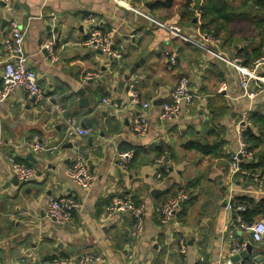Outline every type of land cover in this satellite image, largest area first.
<instances>
[{
  "label": "crops",
  "instance_id": "crops-1",
  "mask_svg": "<svg viewBox=\"0 0 264 264\" xmlns=\"http://www.w3.org/2000/svg\"><path fill=\"white\" fill-rule=\"evenodd\" d=\"M122 1L13 0L9 7L0 5V84L8 61L9 22L16 18L48 97L36 103L18 89L1 107L0 264L60 259L82 264L80 258L87 255L102 257L87 264H227L232 251L229 233L236 227V214L227 208L230 198L252 200L251 207L258 211L252 225L264 220L262 168L248 175L230 171L238 148L236 123L246 112L263 108L264 90L251 100L233 66L154 21L182 25L186 35L199 39L200 5L205 0H191L189 7V0ZM230 1L243 15L256 13L242 9L239 0ZM186 10L194 13L192 23L184 18ZM93 29L111 38L113 48L126 58L123 64L82 44ZM239 29L244 33L217 46L221 53L234 57V46L262 45L252 23L244 19ZM46 41L54 42L53 55L44 47ZM136 64L140 67L126 81ZM90 73L96 76L88 78ZM182 76L189 78L198 97L179 116L163 121L161 105ZM134 81L141 97L153 104L145 136L134 129L139 107L128 96ZM79 89L86 91L85 97ZM72 119L87 130L85 135L67 136ZM34 140L42 144L41 151L29 146ZM198 143L219 145L222 151L206 154L196 148ZM77 147L96 176L89 191L66 174ZM127 150L134 158L122 171L117 153ZM10 158L35 168V176L21 182ZM160 158L169 164L163 177H158ZM179 187L189 200L163 222L159 208ZM50 196H69L79 204L70 221L60 224L49 216ZM123 196L144 206L140 236L129 213L108 216V205ZM241 226L236 227L238 233L253 247L241 264H264V239L253 242L250 225L244 221Z\"/></svg>",
  "mask_w": 264,
  "mask_h": 264
},
{
  "label": "built area",
  "instance_id": "built-area-1",
  "mask_svg": "<svg viewBox=\"0 0 264 264\" xmlns=\"http://www.w3.org/2000/svg\"><path fill=\"white\" fill-rule=\"evenodd\" d=\"M118 4H123L122 0H113ZM13 0H0V5L5 7L11 6ZM130 8V7H129ZM161 27L167 29L171 34L176 37L182 38L188 42L196 44L198 47L206 50L212 55L220 58L224 62L233 66L238 73L239 81L244 89V94L251 100L256 99L264 90V76L260 73V70L264 67V57L256 59L253 67H248L244 64V59L239 56L230 57L221 53L217 46L221 44V39L214 36L210 32H201L198 30L199 39L193 36L186 35L183 28L179 24H172L170 22H159L154 20ZM10 32L9 37L5 41V48L8 54V61L5 63L3 71L1 73L0 84V113L1 107L4 104L7 96L18 89L23 90L30 98H34L36 103L43 102L47 97L45 90L40 86V77L36 70L30 63V58L25 46V31L23 26L16 18H12L9 22ZM86 47L99 49L102 52L110 55L116 60L117 65H121L126 60L125 56L112 46V40L110 37L104 35L101 29H93L89 37L82 43ZM53 41H46L44 47L50 51L53 55ZM96 76L94 73H90L88 78ZM137 81L130 82L128 85V96L133 105L139 107L136 120L134 122L135 131L145 136L150 129V115L152 113L153 104L151 101L141 97L137 87ZM219 92H222L220 89ZM198 97L196 91L192 88L190 80L186 76H182L170 93L169 99L165 100L161 105L159 113L160 118L163 121H170L181 114L186 106L192 105L195 99ZM110 99H105V103H110ZM250 110V109H249ZM250 124L249 113L246 112L240 120L236 123V140L238 144L237 150L232 156L230 162V171L232 173L242 172L249 174L247 169L241 167V162H250L254 157L249 151V144L244 135V127ZM87 130L78 125L76 119L68 121L66 127L67 136L85 135ZM29 146L36 151L42 150V144L38 140H34L29 143ZM134 157L133 151H119L117 153V163L122 171H127L129 165ZM11 166L23 183L30 180L36 174V169L17 161L14 158H10ZM160 168L165 170L169 169V164L164 158L158 159ZM67 176L75 182L84 191H89L96 180L94 172L90 169L88 162L85 158L84 152L81 148L77 147L75 150L72 162L66 169ZM158 177L161 174L158 172ZM189 200V194L184 188L178 191L176 196L167 200L160 208L159 213L163 222H168L175 217L176 212L181 208L184 201ZM79 204L69 196H50L48 198V214L50 217L55 218L56 222L65 224L71 220L73 213L78 210ZM227 208L236 214V227H242L244 222L242 216L243 211L246 210L244 204L236 205L230 198ZM108 216L114 211H125L130 214L135 220L134 233L136 236H140L143 226V214L144 206L136 205L130 199L129 196L116 197L107 207ZM234 228L229 233V238L232 241L231 257L239 254L246 249L247 241H245L238 233V229ZM251 233V240L253 242H261L264 239V220H259L253 225L248 227ZM184 246V242H182ZM231 257L226 260L227 264H234ZM102 257L95 255L82 256L80 261L82 264H87L94 261H101ZM66 259L60 260H47L42 264H66ZM238 264H241L238 263Z\"/></svg>",
  "mask_w": 264,
  "mask_h": 264
},
{
  "label": "trees",
  "instance_id": "trees-1",
  "mask_svg": "<svg viewBox=\"0 0 264 264\" xmlns=\"http://www.w3.org/2000/svg\"><path fill=\"white\" fill-rule=\"evenodd\" d=\"M190 1L191 0H189L187 7H189ZM239 1L242 9L246 10L245 8H252L256 13L243 15L240 13V10H235L234 3L230 0H205L204 3L200 5L202 22L200 23L199 29L201 32L212 33L214 36L220 38L223 44L228 41V38L232 39L235 38L236 35L244 33L243 30L239 29L241 21L245 19L247 22L252 23L258 35L263 39L262 45L259 47H252L250 46L251 44L243 47L237 45L234 46L233 49L238 53L236 56L244 59V64L246 66L253 67V63L256 59L264 57V0ZM186 12H188V10H186ZM185 17L186 22L192 23L194 13H184V18ZM223 32L225 34H223ZM260 73L264 76V67L261 69ZM249 120L250 124L244 127V135L249 144V151L254 158L250 162L242 161L241 167L248 171H255L262 168V172H264V106L262 109L250 110ZM196 148L203 153H213L214 155L222 151L219 145L211 146L209 144L198 143ZM167 171L168 170L161 168L159 170L161 177H163ZM180 189L181 187H179L171 197L176 196ZM237 201L238 202H234L236 205L244 204L246 206V210L241 213L245 223L251 226L253 218L257 215L256 213H258L257 208L251 207L250 204L252 200L247 197L238 198Z\"/></svg>",
  "mask_w": 264,
  "mask_h": 264
},
{
  "label": "water",
  "instance_id": "water-1",
  "mask_svg": "<svg viewBox=\"0 0 264 264\" xmlns=\"http://www.w3.org/2000/svg\"><path fill=\"white\" fill-rule=\"evenodd\" d=\"M197 2H199V0H197ZM44 52H46V50H44ZM142 61H143V60H142ZM139 67H140V64H136V65L131 69L130 73L125 75V80H126V81L129 80V78H130V74L135 73V72L138 70ZM124 85H125V83L122 84V86H124ZM78 93H79L82 97H85V95H86V91H85L84 89H79ZM33 100H34V98H33ZM86 101H87L86 98L81 99V103H84V104H85ZM85 121H86V123H87V122H88V119H85ZM84 127H85V126H84ZM31 179H32V177L30 178V180H31ZM53 219L55 220V218H53ZM252 249H253L252 245H251L250 243L247 244L245 250H243V251H241L239 254L234 255V256L231 257L232 262H233V263H239L240 260H241L242 258H246L248 255L252 254ZM260 259H261L260 256H256V258H255V260H257V261H260Z\"/></svg>",
  "mask_w": 264,
  "mask_h": 264
},
{
  "label": "rangeland",
  "instance_id": "rangeland-1",
  "mask_svg": "<svg viewBox=\"0 0 264 264\" xmlns=\"http://www.w3.org/2000/svg\"><path fill=\"white\" fill-rule=\"evenodd\" d=\"M249 35V34H248Z\"/></svg>",
  "mask_w": 264,
  "mask_h": 264
}]
</instances>
